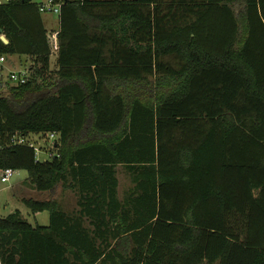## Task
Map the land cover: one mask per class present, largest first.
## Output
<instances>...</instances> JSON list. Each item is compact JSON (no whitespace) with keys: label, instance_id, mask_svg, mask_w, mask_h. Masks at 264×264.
<instances>
[{"label":"trees","instance_id":"16d2710c","mask_svg":"<svg viewBox=\"0 0 264 264\" xmlns=\"http://www.w3.org/2000/svg\"><path fill=\"white\" fill-rule=\"evenodd\" d=\"M59 23L53 71L38 4L0 5V55L31 60L0 78V171L79 210L0 217L1 264H264V0H86Z\"/></svg>","mask_w":264,"mask_h":264},{"label":"rangeland","instance_id":"374dc122","mask_svg":"<svg viewBox=\"0 0 264 264\" xmlns=\"http://www.w3.org/2000/svg\"><path fill=\"white\" fill-rule=\"evenodd\" d=\"M6 1V0H3ZM43 22L48 31L49 40L52 45V57H51V69L54 71L57 69L56 65V56H57V44L55 41L54 34L59 30V16L51 14H43ZM16 61V64L14 65ZM11 62L14 66H9L10 70H25L28 69L31 65V60L27 56H14L11 58ZM10 62V63H11ZM1 95V92H0ZM31 139L34 140L36 146L41 148L42 151L38 153V159L46 160L48 153L53 148L54 141L48 137H43L42 135L32 136ZM46 151V152H45ZM28 174L26 171H16L14 176L8 183H3L1 181L0 173V214L5 216L9 215L15 211H20L23 218L26 220H32L35 218L34 215H39V218L43 220L44 223H48V212H37L33 213L31 209L26 206L25 201L34 200V201H48L55 199L59 202L60 208H62L63 202L75 200V196H72L68 193V188L60 185L57 187L54 194L48 192H40L36 189L30 187L25 182ZM118 177L120 180V194L123 195L124 192L131 187V177L130 175L120 166L118 168ZM41 215V216H40Z\"/></svg>","mask_w":264,"mask_h":264},{"label":"built area","instance_id":"2783aa9c","mask_svg":"<svg viewBox=\"0 0 264 264\" xmlns=\"http://www.w3.org/2000/svg\"><path fill=\"white\" fill-rule=\"evenodd\" d=\"M7 1L8 0L6 1L0 0V5L6 3ZM85 1L86 0H33L34 3L38 4L39 11L42 14H51L58 16L61 14V10L63 9L64 6L68 4H74V5L83 4ZM54 38L55 41L58 42L57 33H54ZM56 44L58 45V43ZM30 76H31V72L29 68L19 71L10 70L7 63V56L0 55V78H4L11 85H23L29 80ZM49 139L55 142L56 135L54 133L50 134ZM22 142H24L23 139L19 141V143ZM41 151H42L41 147L38 148L36 146L37 156L38 153H40ZM46 153H48L49 158L53 156V154H51L50 152H46ZM0 173H1V181L3 183H8L11 180V178L14 176L16 171L13 170L12 168H6L4 170H1ZM0 264H1V260H0Z\"/></svg>","mask_w":264,"mask_h":264},{"label":"crops","instance_id":"0c3cea01","mask_svg":"<svg viewBox=\"0 0 264 264\" xmlns=\"http://www.w3.org/2000/svg\"><path fill=\"white\" fill-rule=\"evenodd\" d=\"M55 33H57V31L55 32ZM49 34V33H48ZM54 34V33H53ZM17 56V55H16ZM12 57H14V56H9V57H7V63H8V66H14L15 64H16V61H15V63H14V65H13V63L11 62V58ZM20 57V56H19ZM52 57V56H51ZM56 60H57V56H56ZM11 62V63H10ZM17 65V64H16ZM68 193H70L72 196H75V200H72V201H69V202H67V204H65L64 202H63V204H62V208H63V211H65L66 213H68V214H70L71 216H73V215H75V214H77L78 213V210H79V205H78V199H77V197H76V195H75V193L72 191V190H70V189H68ZM7 216V215H6ZM35 216V218H33V222H32V220H28L31 224H33V225H36V224H41V225H48L49 224V214H48V223L46 224V223H44L43 222V220H41L40 218H39V215H34ZM41 216V215H40ZM0 217H5V216H3V215H1L0 214Z\"/></svg>","mask_w":264,"mask_h":264},{"label":"water","instance_id":"95a60500","mask_svg":"<svg viewBox=\"0 0 264 264\" xmlns=\"http://www.w3.org/2000/svg\"><path fill=\"white\" fill-rule=\"evenodd\" d=\"M1 40L5 43V44H9V41H8V39L6 38V36L5 35H1Z\"/></svg>","mask_w":264,"mask_h":264}]
</instances>
